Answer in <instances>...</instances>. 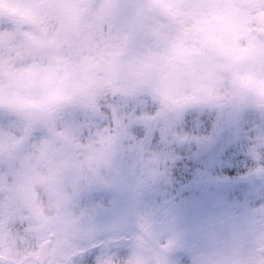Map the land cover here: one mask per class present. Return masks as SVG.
<instances>
[{
	"label": "clouds",
	"instance_id": "clouds-1",
	"mask_svg": "<svg viewBox=\"0 0 264 264\" xmlns=\"http://www.w3.org/2000/svg\"><path fill=\"white\" fill-rule=\"evenodd\" d=\"M247 112L264 179V0H0V264H178L180 234L141 193L211 139L189 114ZM119 184L116 214L84 200ZM188 264H264V202Z\"/></svg>",
	"mask_w": 264,
	"mask_h": 264
},
{
	"label": "rangeland",
	"instance_id": "rangeland-1",
	"mask_svg": "<svg viewBox=\"0 0 264 264\" xmlns=\"http://www.w3.org/2000/svg\"><path fill=\"white\" fill-rule=\"evenodd\" d=\"M199 114L194 113L187 121L186 129L197 137L211 139H194L180 146V158L173 168L191 161L204 165L203 169L187 186L178 187L174 196L170 195L171 183L175 180L173 176L170 184H152L141 193V203L155 209L158 215L167 217L171 227L180 234L181 247L176 253L178 264H188L189 250L206 243L208 237L220 231L230 219H238L248 209L264 202V179L251 176L248 172L240 179L230 180L221 178L215 170L206 171L213 163L220 165L223 161L220 156L235 142L238 143L236 152L247 154V137L261 118L247 112L235 120L222 118L223 122L218 124L215 114L204 113L202 119ZM209 116L213 118L205 129L204 122ZM181 192L187 193L179 195ZM84 200L104 205L105 216H108L130 204L131 192L126 184L111 188L94 187L84 194ZM91 254L86 255L85 261Z\"/></svg>",
	"mask_w": 264,
	"mask_h": 264
},
{
	"label": "trees",
	"instance_id": "trees-1",
	"mask_svg": "<svg viewBox=\"0 0 264 264\" xmlns=\"http://www.w3.org/2000/svg\"><path fill=\"white\" fill-rule=\"evenodd\" d=\"M193 115L194 113L189 114L187 116V121L192 118ZM199 118L202 119L204 117L202 114H199ZM212 118L213 117L209 116V118L205 120L203 128L207 129V124L209 125ZM237 144L238 143L235 142L223 152L220 156L223 160L220 165L213 163L206 169V171L208 169L209 171L215 170L218 176L221 178L225 177L230 180L240 179L243 175L247 174L249 172V168L251 167V160L246 153L236 152ZM203 167L204 165L202 164H194L191 161H187L185 164L180 163L176 168H173L171 176H173L175 180L171 183L172 187L170 195L174 196L178 187L187 186L189 181L194 178L197 175V172L202 170ZM186 193L187 192H181L179 195H186ZM93 256L94 253L91 254L90 257H87L86 264H93Z\"/></svg>",
	"mask_w": 264,
	"mask_h": 264
}]
</instances>
